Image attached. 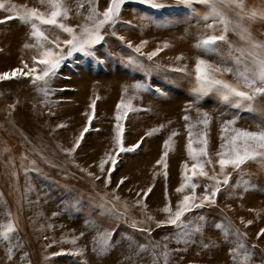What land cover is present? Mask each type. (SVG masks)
<instances>
[{
	"label": "rangeland",
	"instance_id": "374dc122",
	"mask_svg": "<svg viewBox=\"0 0 264 264\" xmlns=\"http://www.w3.org/2000/svg\"><path fill=\"white\" fill-rule=\"evenodd\" d=\"M156 2L165 7L125 0L116 22L100 29L103 39L89 54L68 56L69 34L35 21L47 37L38 39L17 17L33 8L44 18L59 11L57 22L86 39L84 29L103 19L110 0H0V21H6L0 23V58L8 59L6 72L27 63L32 68L34 58L49 48L66 57L47 85L33 82L43 65L27 77L0 80V264H264V235L257 236L264 229V156L239 170L229 165L223 173L218 164V153L229 151L221 145L233 130L264 129V96L248 110L193 91L198 58L233 69L215 75L236 83L237 68L244 71L243 63H234L236 50L250 48L249 38L264 44V0H242L243 20L234 5L221 6V15L213 16L211 3ZM253 13L255 19H249ZM221 20L229 21L226 41L210 52L197 47L224 34ZM238 23L243 31L235 28ZM137 83L143 88L134 87ZM226 121L233 123L225 128ZM118 125L125 148L142 140L133 151L119 152ZM190 142L194 153L206 148V155L193 160ZM144 154L151 161L142 167L151 173L145 178L142 165L128 168L144 163ZM112 157L118 159L114 166ZM201 163L208 176L199 175ZM213 175L216 180L209 179ZM216 181L221 191L214 203L186 212L181 227L169 224L185 195L199 203L204 186L210 194ZM189 183L197 185L194 192L190 187L177 192ZM183 231L191 234L188 243L178 238Z\"/></svg>",
	"mask_w": 264,
	"mask_h": 264
},
{
	"label": "snow or ice",
	"instance_id": "6c2138e0",
	"mask_svg": "<svg viewBox=\"0 0 264 264\" xmlns=\"http://www.w3.org/2000/svg\"><path fill=\"white\" fill-rule=\"evenodd\" d=\"M139 2L141 4H147L153 8L165 7V5L157 3L156 0H139ZM178 2L185 5H191L193 3H211L212 10L209 15L213 16L221 15L219 11V8L221 6L232 7L234 5L236 9H239V12H237V16L239 17V19H244V17L240 15V13L244 11V5L242 3V0H178ZM124 3L125 0H110L109 6L102 14L103 19L95 21L94 27L91 30L87 28L84 29V36L87 37L86 39L83 37H77L74 34V29L72 27H68L63 23L57 22V17L60 15L59 11H52L51 15L48 18H44L43 16L38 14L35 8H33L23 14H20L17 18L25 25L30 24L33 30L32 35L34 37H37L38 39L47 40V37H45L43 33L38 30L35 21H39L41 25L55 26L61 29L63 32L69 34L71 36V39L64 41V43L68 46V56H71L73 52H83L85 54H89V49L103 39V36L100 34V29H102L105 25L114 24L116 22V18L120 14L121 7ZM3 7L4 5L0 4V8ZM92 11L95 12V9H93ZM255 16L256 14L253 13L252 16L249 17V19H255ZM8 19H13V17H8ZM88 19L92 20L93 17L90 16L88 17ZM207 19L208 18L205 17L206 21ZM3 22L6 21H0V23ZM221 22L224 24V34H221L219 36L212 35L206 39H203L198 43L197 47L210 52L215 50V46L218 42L226 41V33L229 30V21L221 20ZM207 27L212 28L213 25L208 24ZM235 28L243 31L239 23L235 25ZM248 43L250 45V48L236 50L239 52V55L235 57L234 63L238 65L241 63L244 64V71L241 72L239 68H237L235 72L236 83H230L228 81L219 79L215 75V73L233 71V69L221 68L218 65L211 66L208 64L207 61L198 58L195 65L196 85L193 89L194 93L199 94V96L215 94L220 98L221 101L225 103H230L235 107L246 106L248 110H254V101L259 96H264V44L253 42L250 38L248 39ZM136 51L139 52V48H137ZM156 54V52H153L148 56V59L151 60L152 57ZM249 57L250 59H248ZM65 59L66 57L62 52L57 54L49 48L48 50L41 52L39 59L34 58V64L32 68H28L27 64H25L23 68L13 69L11 73L4 72L3 74H0V80H8L13 78L18 79L21 76L27 77L29 76V74L37 72V65H43L44 67L39 70L40 74L34 76L33 82L43 81L47 85L49 80L55 77V75L57 74V69L60 67V65ZM130 63L135 64V61H131ZM25 68H28L27 72L24 71ZM176 71H181V69H176ZM134 87H136L137 89L143 88L140 83L135 84ZM156 90L160 91L159 88H157ZM244 102H247V104L245 105ZM91 119L92 117L90 116L89 120ZM117 119H119V117H117ZM184 119L187 120L188 117H184ZM208 122L209 119L207 114L205 113L202 123L204 125H207ZM230 123L233 122L226 121L225 128H227V125ZM117 127L119 128V125ZM87 131L88 129L85 128L84 132ZM233 131L234 134L231 136L230 140L225 139V142L221 145L222 149H229L228 153H218V155L221 156V158L218 160V164L220 165L222 173L224 169L229 165L233 168V170H239L241 166L244 165L247 161L255 160L258 156H264V129H261L259 131L235 129ZM81 135H83V133H81ZM122 135L123 129L119 128V131H117L115 137L119 152H131L136 147H138L140 143H142L141 140L136 145L125 148L123 146ZM200 142L203 143L205 146L207 145L206 139L202 138ZM76 146H79V140H77ZM188 151L189 155L193 160L197 159V154L206 155V148H201L198 150V153H194L191 148V142L189 143ZM166 155L167 153H164V156ZM225 155H227L228 158H224ZM111 163L113 166L116 165L118 163V159L112 157ZM157 163H160V161H157ZM207 163L211 164V161L209 160L207 161ZM196 167V164L192 165L193 170ZM200 167L201 171L199 175L208 176V173L203 171V163L200 164ZM112 170L113 169H109V171ZM101 171H104L103 162L101 163ZM230 175L231 174L225 176L222 182L223 185L227 186L229 184ZM97 179H99V177H97ZM187 179L190 180L191 178L189 177ZM209 179L216 180V177L215 175H213L209 177ZM108 182H110V180ZM121 183H123V179L121 180ZM184 187H190L191 189H193L194 192L197 185L192 183H189L187 185L182 184L180 188H177V192L182 191ZM204 187L205 195L200 199L199 203L195 202V196L185 195L183 197V199L177 205V210L175 211L174 215L169 216V224L181 227L178 222L181 220V217L186 212L192 211L193 209L203 208L206 206V204L214 203V200L212 198L216 197L217 193L221 191L220 181H216L215 186L213 187V190L210 194L208 191L209 186L205 185ZM137 195H139V193ZM163 211L165 213H170L171 209L165 207ZM199 219L201 221L205 220L204 217H200ZM157 226L159 227L160 225L158 224ZM182 227L187 229L188 225H183ZM217 227H219V225H217ZM190 235L191 234L188 231H183L179 234L178 238H183L184 242L188 243L190 240ZM261 235H264V229H262L261 232L257 234L258 238ZM59 254L61 253H57L56 255Z\"/></svg>",
	"mask_w": 264,
	"mask_h": 264
},
{
	"label": "bare ground",
	"instance_id": "6f19581e",
	"mask_svg": "<svg viewBox=\"0 0 264 264\" xmlns=\"http://www.w3.org/2000/svg\"><path fill=\"white\" fill-rule=\"evenodd\" d=\"M14 26V25H13ZM12 29H14V28H12ZM28 35V34H27ZM32 35V34H31ZM25 37V36H24ZM27 37V36H26ZM23 38V37H22ZM14 40V39H13ZM23 40V39H22ZM29 40V39H28ZM16 41V40H15ZM35 51V50H34ZM33 51V52H34ZM36 53H38V51L36 52ZM7 60L8 59H6V58H4L3 59V57L2 58H0V74H3L4 72H6V69H8V67H9V64H8V62H7ZM28 64V63H27ZM119 75V74H118ZM116 77H118V76H116ZM120 81V80H119ZM112 83V82H111ZM72 86V85H71ZM115 90V89H114ZM166 97V96H165ZM162 98V97H161ZM170 102V101H169ZM171 103V102H170ZM166 104V103H165ZM180 105V104H179ZM169 106V105H168ZM171 107V106H170ZM174 108V107H173ZM178 109V108H177ZM173 110V109H172ZM168 111V110H167ZM159 115V114H158ZM171 115V114H170ZM147 116V115H146ZM141 118V117H140ZM182 118V117H181ZM159 120H160V118H159ZM181 121V120H180ZM182 122V121H181ZM217 124V123H216ZM167 125V124H166ZM191 125H193V124H191ZM176 129V128H175ZM213 129V128H212ZM159 130V129H158ZM167 130V129H166ZM248 130H250V129H248ZM254 130V129H253ZM184 131V130H183ZM161 133V132H160ZM173 134H175V133H173ZM176 136V135H175ZM153 142V141H152ZM156 142V141H155ZM161 143V142H160ZM64 148V147H63ZM182 152V151H181ZM124 153V152H123ZM170 153V152H169ZM168 153V154H169ZM174 153V152H173ZM125 154V153H124ZM123 154V155H124ZM145 155V154H144ZM185 157H188V155L187 156H185ZM95 159H96V157H95ZM172 159V158H171ZM190 159V158H189ZM85 162V161H84ZM150 162L151 161H149V158L147 157V155H145V159H144V163H137V162H135V163H133L131 166H129L128 168H129V170H131V167H133V168H135V167H138V166H141L140 168H142V167H144L145 165H147V164H150ZM168 162V161H167ZM171 162V161H170ZM184 162V161H183ZM189 162V161H188ZM191 162V161H190ZM122 163V162H121ZM164 163V162H163ZM157 164V163H156ZM165 165V164H164ZM149 167V166H148ZM165 167V166H164ZM168 168V167H167ZM21 171V170H20ZM158 172V171H157ZM21 173H23V172H21ZM147 174H151V173H149V169L148 168H142V169H140V177H143V178H145L146 176H147ZM157 175V174H156ZM159 177V176H158ZM181 177H182V175H181ZM20 181V180H19ZM28 181V180H27ZM159 182V181H158ZM152 183V182H151ZM169 183V182H168ZM179 183V182H178ZM5 184V183H4ZM23 184V183H22ZM38 184V183H37ZM45 184V183H44ZM153 184V183H152ZM1 185V184H0ZM21 185V184H20ZM125 185V184H124ZM143 186V185H142ZM7 187V186H6ZM38 187V186H37ZM159 187V186H158ZM169 187H170V185H169ZM19 188H21V187H19ZM26 188H28V187H26ZM25 188V189H26ZM31 188V187H30ZM29 188V189H30ZM130 188V187H129ZM134 188V187H133ZM117 189V188H116ZM162 189V188H161ZM143 190V189H142ZM157 190H158V188H157ZM22 191V190H21ZM27 191V190H26ZM141 191V190H140ZM159 191V190H158ZM197 191V190H196ZM28 192V191H27ZM30 192V191H29ZM128 192V191H127ZM134 192V191H133ZM164 192V191H163ZM170 192V191H169ZM174 192V191H173ZM32 193V192H31ZM159 193V192H158ZM46 194V193H45ZM67 194V193H66ZM25 195V194H24ZM7 196V195H6ZM51 196V195H50ZM147 196V195H146ZM150 196H152V195H150ZM149 196V197H150ZM11 197H12V195H11ZM10 197V198H11ZM29 197V196H28ZM31 197V196H30ZM29 197V198H30ZM65 197V196H64ZM25 198V197H24ZM33 198V197H32ZM260 198V197H259ZM28 200V199H27ZM258 200V199H257ZM24 201V200H23ZM25 202V201H24ZM31 202V201H30ZM47 202V201H46ZM53 202V201H52ZM151 202V201H150ZM27 204V203H26ZM26 204H24V205H26ZM46 204V203H45ZM248 204V203H247ZM61 205V204H60ZM21 206H22V204H21ZM59 206V205H58ZM25 207V206H24ZM23 207V208H24ZM43 207V206H42ZM53 207V206H52ZM31 207H29V209H30ZM32 210V209H31ZM40 210V209H39ZM58 210V209H57ZM25 212H27V211H25ZM29 212V211H28ZM30 213H31V211H30ZM62 213H63V211H62ZM37 213H35V215H36ZM26 216H28V215H26ZM31 216H33V215H31ZM39 216H42V215H39ZM34 217V216H33ZM55 218V217H54ZM56 218H58L59 219V217H56ZM20 219V218H19ZM22 219V218H21ZM30 219V218H29ZM81 219V218H80ZM68 220V219H67ZM79 220V219H78ZM18 221V220H17ZM0 223L2 224V222L0 221ZM3 223H4V221H3ZM69 223V222H68ZM19 224V223H18ZM38 226V225H37ZM53 227V226H52ZM30 228V227H29ZM56 228V227H55ZM54 228V229H55ZM33 229V228H32ZM31 229V230H32ZM36 229V228H35ZM39 229V228H38ZM58 230V229H57ZM11 231H12V229H11ZM15 231H17V229L15 230ZM15 231H14V233H15ZM4 232V231H3ZM8 233V232H7ZM30 233H32V231L30 232ZM16 234V233H15ZM34 234V233H33ZM10 236V235H9ZM8 236V237H9ZM20 236V235H19ZM1 237H4L5 238V236H1ZM11 237H12V235H11ZM32 237V236H31ZM52 237V236H51ZM18 238V237H17ZM16 238V239H17ZM48 238H49V236H48ZM1 239V238H0ZM24 239V238H23ZM30 239V238H29ZM32 239V238H31ZM51 239V238H50ZM87 239V238H86ZM47 240V239H46ZM5 241H6V239H5ZM9 241H10V239H9ZM16 241V240H15ZM20 241V240H19ZM1 242V241H0ZM4 242V241H3ZM11 242V241H10ZM51 242V241H50ZM57 242V241H56ZM79 242V241H78ZM130 242V241H129ZM48 243V242H47ZM11 244V243H10ZM56 244H58V243H56ZM67 245V244H66ZM65 245V246H66ZM19 246V245H18ZM44 247V246H43ZM6 248V247H5ZM9 248V247H8ZM47 248V247H46ZM48 250V249H47ZM46 251V250H45ZM51 251V250H50ZM21 252V251H20ZM89 252V251H88ZM29 253V252H28ZM84 253V252H83ZM141 253V252H140ZM140 253H139V255H140ZM143 253V252H142ZM30 254V253H29ZM94 255V254H93ZM3 256H5V255H3ZM91 257V256H90ZM149 257H151V256H149ZM23 258V257H22ZM51 258V257H50ZM88 258V257H87ZM133 258H134V260H138V259H140V258H136L135 256H133ZM21 259V258H20ZM31 259V258H30ZM58 259V258H57ZM94 259V258H93ZM22 263V262H21ZM98 263V262H97ZM133 263H135V262H133ZM150 263V262H149ZM154 263V262H153ZM104 264V263H103Z\"/></svg>",
	"mask_w": 264,
	"mask_h": 264
}]
</instances>
